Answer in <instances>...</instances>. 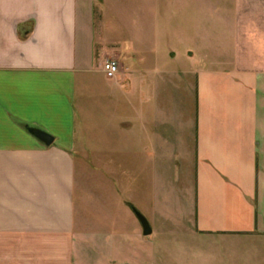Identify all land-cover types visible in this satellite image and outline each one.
I'll use <instances>...</instances> for the list:
<instances>
[{"label":"crops","instance_id":"obj_1","mask_svg":"<svg viewBox=\"0 0 264 264\" xmlns=\"http://www.w3.org/2000/svg\"><path fill=\"white\" fill-rule=\"evenodd\" d=\"M94 5L0 0V264H86L133 208L264 247V0H141L100 57Z\"/></svg>","mask_w":264,"mask_h":264},{"label":"rangeland","instance_id":"obj_2","mask_svg":"<svg viewBox=\"0 0 264 264\" xmlns=\"http://www.w3.org/2000/svg\"><path fill=\"white\" fill-rule=\"evenodd\" d=\"M94 4L92 25L97 57L112 43L125 45L129 39L139 38L141 0H94ZM128 226L130 229L129 221ZM151 226L154 233L145 236L134 215L132 237L126 239L122 234L115 247L100 246L84 256L86 264H264V247L258 242L241 240L227 244L216 238L196 236L188 222H153Z\"/></svg>","mask_w":264,"mask_h":264},{"label":"water","instance_id":"obj_3","mask_svg":"<svg viewBox=\"0 0 264 264\" xmlns=\"http://www.w3.org/2000/svg\"><path fill=\"white\" fill-rule=\"evenodd\" d=\"M22 125L29 134L34 136L38 141H40L44 145L51 146L55 142V137L48 131L30 124ZM133 210L142 224V227L144 229V235L151 236L153 234V228L149 220L138 209L133 208Z\"/></svg>","mask_w":264,"mask_h":264},{"label":"built area","instance_id":"obj_4","mask_svg":"<svg viewBox=\"0 0 264 264\" xmlns=\"http://www.w3.org/2000/svg\"><path fill=\"white\" fill-rule=\"evenodd\" d=\"M104 68L109 78H116L120 73V64L115 59L106 60Z\"/></svg>","mask_w":264,"mask_h":264}]
</instances>
